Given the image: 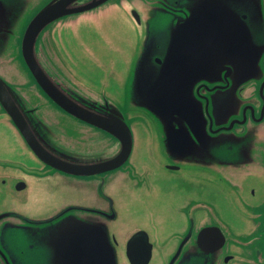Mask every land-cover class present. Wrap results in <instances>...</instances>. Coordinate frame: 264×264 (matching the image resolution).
<instances>
[{"label":"flooded vegetation","instance_id":"flooded-vegetation-1","mask_svg":"<svg viewBox=\"0 0 264 264\" xmlns=\"http://www.w3.org/2000/svg\"><path fill=\"white\" fill-rule=\"evenodd\" d=\"M51 1L38 0L36 4H32L31 0H22L19 3L17 2L18 4H13V0H9V29L17 24L18 20H15V18L18 14L31 11L33 12V18L40 9ZM90 1L92 0L70 1L64 7V11L80 8V6ZM109 1L90 10L60 17L50 22L43 30L51 25L59 24L63 19L77 14L91 13L87 16L91 15L92 19L89 20H97L91 22L96 24L98 28H101V21L104 18L110 17L118 12L125 14L129 20L128 25L139 35L134 45L132 56L134 61L138 59V69L136 71L137 91L144 90L147 93L152 92L157 87L160 71L157 64L151 67V65L147 66L146 62L157 63L162 62L166 58L169 38L165 40V34L170 32V27L173 26L175 21L188 17L190 9L195 4V0H112V2L108 3ZM231 3L234 10L242 16L241 18L249 28L254 44L258 46L262 45V54L260 55L259 61L261 71L257 74L260 78L258 80L247 81L239 86H235L233 74H230L231 77L229 78L220 76V80L214 83H207L203 80L195 82L191 88L192 95L189 97L185 95V99L182 98L180 104L183 105L184 111L179 113L180 115L185 114L186 116L189 114L192 118L187 116L186 119H183L176 116L172 123L176 128L183 127L187 131L186 120L191 124H198L200 127L196 131L199 140L197 143H190L189 146L186 144L184 145L185 147L183 145L173 146L167 143L168 150L162 144L165 153L171 152L169 154L171 157H169L175 159L174 161L169 158L171 162L165 165L169 171H175L174 173L180 171L183 161H186V158H198L202 163H211L212 167L198 166L207 170L209 176L210 174L216 175L220 183L215 187H209L206 183L207 174L205 171L200 176L203 182H195L194 176L187 175V173L191 174L189 166H186L187 173L184 172L181 176L172 174L171 179H175V181L184 180V182H177V184L181 185L178 188L182 190L181 197L174 199V205L173 203L168 205L167 200L166 203H163V195L161 192V200L159 199L157 201L155 207L144 209L143 214L145 219H148L151 223L150 232L145 229L147 225L141 222L140 212L138 210L132 213V222L121 224L120 227H113L111 238L120 252L122 264H130L127 258L129 239L139 232L145 235L146 238L144 241L151 246V260L156 250H158L156 244L159 242L162 243L160 249H165L170 254L165 263L161 260L159 264H264V111H262L264 104V0H231ZM148 33H150V38L144 39ZM155 33H159L160 36L153 38V34ZM10 37L9 42H13L14 39ZM213 49L217 51L216 47ZM100 57L106 59L107 66L109 58L102 54L97 56L96 59L100 60ZM38 61L53 84L65 96L85 109L98 111L97 108H106L108 106L121 111L124 110L123 106H130L129 101L121 105L113 104L108 100L109 95L107 94L109 89L117 90L122 87V93L125 95L126 89L128 88L127 83L129 85L131 81L130 74L123 76L124 78L120 79L121 83L119 84V78L111 76L109 70H107L109 68H105L101 63L95 64L93 62L94 60H89L83 68L87 69L92 67L94 70L91 71L98 74V76L100 75V80H97L98 84L101 83L103 85L102 90L99 91L100 93H95L90 91L93 88L87 85L83 86L73 78L71 79L72 82H70L60 74H52L44 60L38 59ZM79 68L75 69V72ZM64 74L68 78L72 76L69 72L68 74ZM106 80L107 82L103 83ZM43 94L45 93L43 92ZM101 101L103 102L101 103ZM55 105L63 110L57 104ZM92 105L97 108L92 107ZM172 107H176L175 104ZM188 107L189 113L186 112ZM198 109L203 112V119L201 120L200 117H197ZM104 110L102 109V111ZM27 113L29 115L31 114L29 111ZM70 116L76 121L92 128V130L97 131L96 135H81L66 140L65 135L62 134L61 139L59 141L55 140L54 143L53 139H50V136L46 132L45 135L37 133L32 127L39 145L57 163L62 162L63 167H70L71 165L86 166L87 164L95 166L118 154L121 143L116 137L103 129L81 121L72 115ZM123 118L132 134V149L129 157L121 166L115 169L92 175H74L53 168L39 159L21 136L27 148V152H24V154H26L28 161L32 162L33 168L27 165V168L17 173L9 168V170H6L9 172L7 173V179L3 178L2 187L5 189L9 183V177L13 176L25 179L26 181L19 182L25 184V187L20 191H28L23 198L24 205L28 206L30 202L33 203L36 200L30 197L31 188L38 183L35 177L40 178L44 174L41 178L43 179L42 184H40L43 191L41 196L36 200L41 208L42 206L49 207L55 201V197L48 194L49 190L46 187L50 181L53 182L60 194L63 188V195H61L60 201L63 202V206L55 213V217L54 214H44L41 212V209L36 213H30L29 211L25 217L26 225L27 220L31 219L37 224L33 225L35 228H42L48 225L53 226L57 219L71 214L81 220L91 222L102 221L106 228H108V232H110L109 223L120 220V211L122 208L120 209L121 204L116 203L103 189V185L106 184L103 177L108 176L109 173L113 174L121 171L129 162L133 151L134 136L131 124L133 120L126 119L124 115ZM149 119L160 127V138L163 140V130L162 126L159 125V121L156 118ZM242 128L243 130H241ZM179 130L181 131V129ZM240 131L241 133H239ZM205 133L209 138H215L216 144H219V146L221 142H225L223 147L220 146L221 155L224 153L222 159L212 161L205 159L210 154L205 152L207 150ZM92 136L96 137V142L98 140L101 141L100 139L104 141L101 143V149L97 150L100 145L95 144V139ZM238 136L243 138L241 139ZM110 138L113 140L112 147L107 145L108 139ZM183 138V134H180L178 137V139ZM227 139H230L231 142H227ZM236 145L244 147L245 150H240V154L243 156L237 152L236 154L233 152L232 159L229 153ZM1 164L2 162L0 161V171L4 168ZM173 167L174 169H171ZM138 169L140 170L139 173H145L147 171L145 167H139ZM45 173L47 174L45 175ZM56 174L61 177L77 179L76 182L79 186L70 184L64 180L59 181L55 177ZM99 178L102 179V182L100 181L98 184H101V187H99V191L94 192L93 181ZM242 179L243 181H241ZM172 182L173 180L170 184H167L168 187L172 185ZM107 184L109 183L107 182ZM78 190H81L79 196L69 198L68 193L71 194ZM32 193H34V190ZM205 193L207 194V200L205 199ZM3 194L2 196L6 195L4 192ZM209 197H213V205L210 203ZM162 204H164L165 210L161 209ZM69 207L72 210L65 213L61 212ZM123 209L129 212L126 206ZM243 210H246L244 214H242ZM11 212L9 209L0 210V222L2 221L0 227L4 223L10 222L9 217H11ZM103 213L105 214L103 215ZM112 214L114 217L109 219L108 216ZM31 215H33V218ZM163 222H165V230H163ZM202 231L205 232L199 241L198 236ZM46 233L47 231L43 232L44 235ZM160 234L163 235L160 237ZM117 236L120 240L116 239ZM0 243L3 248L9 250V229L3 232ZM134 244L136 247H130L128 250V252L130 251V255H133L134 251H141L143 248V240L138 238ZM13 258L15 260V257ZM13 263L25 264L23 261L18 260H15ZM134 263H137V261Z\"/></svg>","mask_w":264,"mask_h":264},{"label":"water","instance_id":"water-1","mask_svg":"<svg viewBox=\"0 0 264 264\" xmlns=\"http://www.w3.org/2000/svg\"><path fill=\"white\" fill-rule=\"evenodd\" d=\"M70 1L74 0H52L33 16L21 39V56L35 82L51 101L75 118L103 129L116 137L121 143L120 151L114 157L95 166L87 164L86 166L71 165L70 167H63L62 162L57 163L37 142L33 131V128L36 131V126L27 113L29 110L24 107L21 96L2 73L3 67H0V106L39 159L57 170L70 174L92 175L115 169L127 160L132 149V134L123 118V114L118 109H112L108 106L97 108L92 105L98 111H90L65 96L45 74L35 55L37 37L50 22L63 16L93 9L108 0H92L80 6V8L64 11V7ZM15 3L17 2L15 1ZM241 17L232 7L231 0H195L188 17L175 21L176 24L174 23L175 25L173 24L170 27V32L165 34V40L169 38L166 58L162 62H146V65H151V67L157 64L160 71L157 87L152 92L137 91L136 71L138 69V59L135 60L129 87V104L145 110L152 118L159 121V125L162 126L163 130L162 141L166 150H168L167 143L173 146L183 145L185 147L184 145L189 146L190 143H197L199 140L196 131L200 127L198 124H191L186 120L187 131L180 126V128H176L172 123L176 116L183 119H186L187 116L191 117L189 114L187 116L179 114L184 111L183 105L180 103L182 98L185 99V95L188 97L192 95L191 88L195 82L203 80L207 83H214L220 80V76L229 78L231 77L230 74H233L235 86H239L247 81L260 78L257 74L261 71L259 61L262 54V45H259L261 46L259 47L254 44L251 32ZM13 31L14 28L9 29V2L0 0V41H3L4 49L7 48L9 37H12ZM153 35V38L160 36L159 33ZM149 38L150 33L144 37V39ZM215 41L216 43H214ZM204 42L205 44H203ZM214 47L217 48V51L213 49ZM172 100H174L173 103ZM173 104L176 107H172ZM102 109L105 110L102 111ZM198 110L197 117H200L201 120L203 119V112L202 110L198 112ZM262 111H264V104ZM186 112L189 113V107ZM180 134L184 135L183 139H178ZM204 136L207 144L205 152L210 153L205 159L211 161L222 159L220 146L223 147L225 142H221L219 146V144H216L215 138H209L206 133ZM239 138L242 139L243 137ZM226 141L231 142L230 139ZM169 154L171 152L167 153L168 156H170ZM172 160L175 161L174 158ZM186 162L212 167L211 163H202L198 158H186ZM171 169H174V167ZM51 183L53 184L50 181L46 185L49 190L48 194L55 197V192H57L59 199L52 202L49 207L42 206L41 212L54 214L55 217V213L63 206V202H59L61 201V195H63V188L60 194L54 184L50 186ZM24 187L23 182L15 185L17 191L22 190ZM70 210L72 208L69 207L61 212L65 213ZM29 211H31V208ZM113 217V214L108 216L109 219ZM32 222L34 225L35 222ZM33 225H30L29 228L31 235H25V240L30 242L28 244L30 248L41 250L39 254L41 260L39 261L38 258L33 261L23 259L21 257L22 248L15 247L16 261H24L25 264H119L116 246L110 239L108 228L102 221L91 222L67 214L57 219L53 226L35 228ZM44 231H47L45 235L43 234ZM205 231L199 234V241ZM138 238L143 240V248L141 251H134L133 255H130L128 250L130 247H136L134 242ZM145 238V235L139 232L129 239L127 258L130 264H150L151 246L144 241ZM1 251L0 247V253ZM15 260H12L11 264H15L13 263ZM136 261L137 263H134Z\"/></svg>","mask_w":264,"mask_h":264},{"label":"rangeland","instance_id":"rangeland-1","mask_svg":"<svg viewBox=\"0 0 264 264\" xmlns=\"http://www.w3.org/2000/svg\"><path fill=\"white\" fill-rule=\"evenodd\" d=\"M3 2L8 3L9 0H3ZM16 2L19 3L21 0H17ZM37 2L38 0H31L32 4H36ZM110 2H112V0L108 3ZM18 3H15L13 0V4ZM88 14L91 13L70 16L69 18L63 19L59 24L51 25L43 30L38 36L35 51L37 58L47 63L52 74H60L70 82H72L71 79L73 78L79 81L83 86L87 85L93 88L90 91L100 93L99 91L102 90L101 88L103 86L101 83L98 84L97 82V80H100V75L98 76V74L92 72L91 70H94L92 67L87 69L83 68L85 63L89 60H94L93 62L95 64L101 63L105 68H109L107 70H109L111 76L119 78L120 84V79L124 78L123 76L130 74L131 78L133 73L135 63L132 58L134 52L133 48L139 35L130 28L128 25L129 20L123 13L118 12L110 17L104 18L101 21V28H98L96 24L91 22L97 21L96 19L89 20L92 18L91 15L87 16ZM32 15L33 12L31 11H25L17 15L16 20L18 21L13 27L14 31L11 37L14 41L8 42L7 48L4 49L3 41H0V67H3L2 73L7 77L10 85L21 96L25 107L31 113L29 116L32 123L36 126L37 133L45 135L46 132V134L50 136V139H53L54 143L55 140L59 141L61 139L62 134L65 135L66 140L81 135H96L97 131L76 121L45 96L24 64L20 51L21 39ZM66 21L68 22L66 23ZM102 54L109 58L107 66L104 57H100V60L96 59L97 56ZM78 67L80 68L75 72V69ZM68 72L72 74L70 78L66 77V74H64H68ZM106 82L107 80L103 83ZM129 86L130 82L129 85L127 83L128 88L126 89L125 95L122 93V87L117 90L109 89L107 92L109 95L108 100L116 105L127 103L129 100ZM123 109L124 110L121 111L126 119L133 120V122H131L134 136L133 151L129 162L121 171H117L113 174L109 173L108 176L103 177L106 183L103 185V189L116 203L121 204L120 209L122 208L120 211V220L109 223V236L111 240L113 227H120L121 224L132 222V213H134L135 210L140 212L141 222L147 225L145 229L150 232L151 223L148 219H145L143 214L144 209L155 207V204L161 198V192L163 195V203H166L167 200L168 205H170V203H173V205L175 204L174 199L181 197L182 194V190L178 189L181 185L177 184V182H184V180L175 181V179H171L172 174L181 176L184 172L187 173L188 170L186 166H189V170L191 171V174L187 173V175L194 176L195 182H203L200 176L204 174L205 171L207 174L206 183L209 187H215L220 183L216 175L210 174L209 176L207 170L191 162L187 163L183 161L181 170L176 173H174L175 171H169L165 165L171 162L169 161L171 158L165 153V149L162 147L163 141L160 138V127L149 119L152 117L145 110L136 108L131 104L130 106H123ZM239 133H241V131ZM92 138L95 139V144L100 145L97 150L101 149L103 140L100 139L101 141L98 140L96 142V137L92 136ZM24 143L20 133L0 106V161L2 162L1 166L4 167L0 171V210L9 209L12 211L11 217H9L10 222L4 223L3 226L0 227V241L3 232L9 229V250L3 248L0 243L2 249L0 253V264L12 263V260H14L13 257L16 256L15 247L18 249L22 248L21 257L23 259L33 261L38 258L39 261L41 260L39 256L41 250L30 248V245H28L30 242L25 240V235H31L29 228L31 227L30 225H33L31 219L27 220L26 225L25 217L30 208V213H36L41 209V206L36 200L43 191L40 184H42L41 182L43 179L41 178L44 174L40 178L35 177L38 183L31 188L30 197L36 200L33 201V203L30 202L28 206H25L23 203V198L28 191L21 192L14 188L17 182L26 181L25 179L21 177H9V183L5 189L2 187L3 178L7 179V173L9 172L6 170H9V168L13 169L15 173L27 168V165L33 168L32 162H29L26 154H24V152H27ZM107 145L109 147L113 146V140L111 138L108 139ZM240 150L244 151L245 148L236 146L232 148L229 155L232 156V159L233 152H235V154L237 152L239 155L243 156L240 154ZM139 167H145L147 171L145 173H139ZM47 173H45V175ZM55 177L59 181L64 180L65 182L79 186L76 182L77 179L61 177L57 174ZM172 180V185L168 187L167 184H170ZM100 181L102 182L101 178L93 181L94 192L97 190L99 191L101 184H98ZM241 181H243V179ZM107 182L109 184H107ZM38 185L39 187H37ZM50 186H53V184L51 183ZM36 187L37 189H35ZM33 190L34 193H32ZM3 192L6 194L5 196H2L4 195ZM80 194L81 190H78L71 194L68 193V196L72 198ZM206 198L207 194L205 193V199ZM58 199L57 192H55V200L58 201ZM209 200L213 205V197H209ZM124 206L129 209V212L123 209ZM58 208L59 206L57 209ZM161 209L165 210L164 204H162ZM245 212L246 210H243L242 214ZM31 216L33 218V215ZM163 230H165V222H163ZM161 235L163 234H160V237ZM116 239L120 240L118 236ZM161 246V242L156 244L158 250L154 253L150 264H159L161 260L165 263L167 258H169L170 254H168L165 249H160ZM116 251L119 264H122L120 252L117 248Z\"/></svg>","mask_w":264,"mask_h":264}]
</instances>
